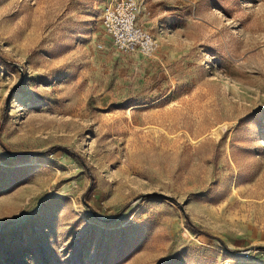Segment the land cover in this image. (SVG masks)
<instances>
[{"label":"rangeland","instance_id":"rangeland-1","mask_svg":"<svg viewBox=\"0 0 264 264\" xmlns=\"http://www.w3.org/2000/svg\"><path fill=\"white\" fill-rule=\"evenodd\" d=\"M0 0V264H264V0Z\"/></svg>","mask_w":264,"mask_h":264},{"label":"built area","instance_id":"built-area-1","mask_svg":"<svg viewBox=\"0 0 264 264\" xmlns=\"http://www.w3.org/2000/svg\"><path fill=\"white\" fill-rule=\"evenodd\" d=\"M142 5L138 0H113L105 9L101 22L116 51L122 55L153 57L159 43L138 25Z\"/></svg>","mask_w":264,"mask_h":264},{"label":"trees","instance_id":"trees-1","mask_svg":"<svg viewBox=\"0 0 264 264\" xmlns=\"http://www.w3.org/2000/svg\"><path fill=\"white\" fill-rule=\"evenodd\" d=\"M0 146H1L3 149L7 150L6 147H5V145H3V143H2L1 141H0Z\"/></svg>","mask_w":264,"mask_h":264}]
</instances>
